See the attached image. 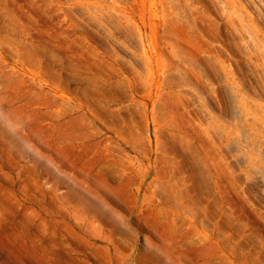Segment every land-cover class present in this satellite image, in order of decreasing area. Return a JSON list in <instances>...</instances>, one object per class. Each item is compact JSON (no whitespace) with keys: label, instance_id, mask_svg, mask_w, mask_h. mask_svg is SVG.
<instances>
[{"label":"rangeland","instance_id":"obj_1","mask_svg":"<svg viewBox=\"0 0 264 264\" xmlns=\"http://www.w3.org/2000/svg\"><path fill=\"white\" fill-rule=\"evenodd\" d=\"M253 31L264 0H0V264H264Z\"/></svg>","mask_w":264,"mask_h":264},{"label":"bare ground","instance_id":"obj_2","mask_svg":"<svg viewBox=\"0 0 264 264\" xmlns=\"http://www.w3.org/2000/svg\"><path fill=\"white\" fill-rule=\"evenodd\" d=\"M249 39H250L251 44H252V49H253L254 55L256 57H260L262 60L261 66H262V69L264 72V34L259 35L258 33L253 31L252 33H249ZM257 51H259L260 55L256 54ZM231 87L233 89V93L235 95H238L237 87L236 86H231ZM260 108L264 109V106H260ZM253 119H255V118H253ZM260 120H261V124L263 125V129H264V116H262V118Z\"/></svg>","mask_w":264,"mask_h":264}]
</instances>
